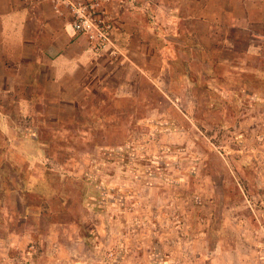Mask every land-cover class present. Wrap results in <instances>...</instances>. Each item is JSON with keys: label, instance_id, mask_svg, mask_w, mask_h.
Wrapping results in <instances>:
<instances>
[{"label": "rangeland", "instance_id": "1", "mask_svg": "<svg viewBox=\"0 0 264 264\" xmlns=\"http://www.w3.org/2000/svg\"><path fill=\"white\" fill-rule=\"evenodd\" d=\"M263 8L264 0H98L92 16L111 24L114 37L100 56L72 30L62 0H0V154L8 137L25 135L43 152L38 161L12 158L14 166L0 159V180L18 169L32 202L43 201L39 212L53 204L64 229L89 220L81 233L90 251L92 220L116 218L150 193L191 212L182 224L208 240L195 263L264 264ZM7 12L17 30L3 38ZM43 21L70 41L51 43ZM235 73L245 75L228 78ZM4 197L0 189L3 204L21 214L12 205L18 196ZM1 220L0 210L5 235ZM14 227L43 237L52 229L42 218ZM122 249H109L110 264Z\"/></svg>", "mask_w": 264, "mask_h": 264}, {"label": "crops", "instance_id": "2", "mask_svg": "<svg viewBox=\"0 0 264 264\" xmlns=\"http://www.w3.org/2000/svg\"><path fill=\"white\" fill-rule=\"evenodd\" d=\"M246 7L247 3L245 4V10ZM262 11H264V8ZM228 13L236 14L235 9L232 10L231 7ZM249 13H252L251 9ZM13 15V12H7L4 16L3 38L9 30H17L9 22V17ZM235 20L233 19V27L237 26ZM50 24L42 22V27L46 25L43 30L51 32L49 35L51 43L61 45L63 42L68 43L70 41L71 36L66 29L62 28L59 24L51 26ZM6 68L9 69L8 66ZM238 75L239 77H244L245 74L235 73L234 75H229L228 78ZM212 78H214L213 75ZM223 88L225 87L220 86V90H224ZM24 106L25 104H22L20 109ZM12 138V136L8 137L6 150L1 151L0 154V159H4L11 166H14L10 160L12 158L23 159L27 163V161L33 159L38 161L43 156V152L39 148L35 149L38 147L37 144H41L38 138L34 136L26 137V135L18 139ZM15 142L18 143V147L13 150L12 147H14ZM236 152L240 153L241 149H237ZM220 155L225 159L223 154L220 153ZM250 155V157H246L248 159H255L253 154ZM262 161L264 162V159ZM250 163L252 164L251 159ZM253 166L254 164L251 166L252 169ZM33 168L35 170V167ZM33 168H31L32 171ZM15 174L16 177H4L3 183L0 180V189L3 195L5 197L8 194L18 196L15 197V202H11L12 205L16 204L21 209V214L14 216L8 208L10 207V203L6 204L7 200L5 199L6 201L3 204L0 199V210L4 212V220L1 221H4L6 227H8L5 235L0 233V264L3 261V264H40L43 259V264H110L108 251L111 247L115 248L118 243H121L123 248L121 260H119L118 264H158L156 260L157 255L167 260L165 261L167 263L164 264H197L194 262V259L196 261L200 260L204 249L208 247V240L202 234H192L187 228V223L182 224V221L185 222L190 219V211L183 209V212H178L174 206L166 208L167 205L152 201L151 195L148 193L140 201H135L131 208L120 213L116 218L101 216L96 217L97 220H92L94 228L91 231L95 243L93 251H90L91 244L81 233V225H86L89 220H83V222L82 220H72L67 225V229L62 228L65 225L60 224L63 222L59 219V216H56L59 213L53 209V204L47 206L46 211L49 212L48 214L44 211L39 212L38 207L43 202L42 199L33 203L29 197L33 188H25L26 181L23 180L24 175L18 172V169ZM40 177L41 175H38L35 171L30 176L32 181H37ZM262 185L260 187H263ZM199 188L200 190H197L198 193L202 191V185ZM199 197H197L198 203L203 205V199L202 197L199 199ZM172 198L178 200L176 197ZM184 202L189 204L191 199H184ZM34 209L37 217L32 214L27 216ZM168 215L177 217V220L171 221ZM31 218L46 219L52 228L47 233L48 235L43 237L37 230L22 233L14 227L15 223L18 225L25 224ZM175 224L176 226L179 224L178 230L174 229ZM116 227H121L122 232L121 234L117 233L115 238L119 239V241L117 240L114 244L113 230ZM62 231H65L66 234ZM40 236L41 240L39 241Z\"/></svg>", "mask_w": 264, "mask_h": 264}, {"label": "built area", "instance_id": "3", "mask_svg": "<svg viewBox=\"0 0 264 264\" xmlns=\"http://www.w3.org/2000/svg\"><path fill=\"white\" fill-rule=\"evenodd\" d=\"M68 5L75 18L72 30L84 34L91 50L97 55H105L114 47L112 25L101 18L93 17L96 14L98 0H62Z\"/></svg>", "mask_w": 264, "mask_h": 264}]
</instances>
